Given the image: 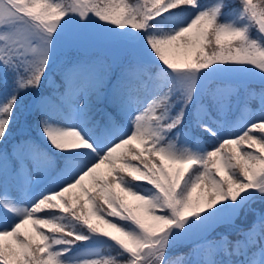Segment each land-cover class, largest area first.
Wrapping results in <instances>:
<instances>
[{
  "label": "snow or ice",
  "instance_id": "snow-or-ice-1",
  "mask_svg": "<svg viewBox=\"0 0 264 264\" xmlns=\"http://www.w3.org/2000/svg\"><path fill=\"white\" fill-rule=\"evenodd\" d=\"M0 264H264V0H0Z\"/></svg>",
  "mask_w": 264,
  "mask_h": 264
},
{
  "label": "rangeland",
  "instance_id": "rangeland-1",
  "mask_svg": "<svg viewBox=\"0 0 264 264\" xmlns=\"http://www.w3.org/2000/svg\"><path fill=\"white\" fill-rule=\"evenodd\" d=\"M96 52H93V51ZM100 53L103 55H107L109 60L113 62L119 58V54L108 48L104 45L97 44L95 42L89 40H82L71 47H62V49L57 54V60L60 62H67L68 61H89V60H96L93 57H96V54ZM90 54V55H89ZM259 82V81H254Z\"/></svg>",
  "mask_w": 264,
  "mask_h": 264
},
{
  "label": "trees",
  "instance_id": "trees-1",
  "mask_svg": "<svg viewBox=\"0 0 264 264\" xmlns=\"http://www.w3.org/2000/svg\"><path fill=\"white\" fill-rule=\"evenodd\" d=\"M93 52H96V51L94 50ZM93 58H95L96 60H104V61H107L109 63H112L109 60V58H108L107 55H103V54H100V53H97L96 54V57H93ZM65 64H67V62H64V61L63 62H60V61L57 60L56 67H55V70H54V74L53 75L56 76V77H59V75L61 74V72H62L63 67H64ZM249 86L251 88H255L257 91H259L260 88L262 87V85L259 82H252ZM252 107H253V109L256 107L255 102H253ZM33 128H34V121H33ZM202 139H205V138L202 137Z\"/></svg>",
  "mask_w": 264,
  "mask_h": 264
}]
</instances>
